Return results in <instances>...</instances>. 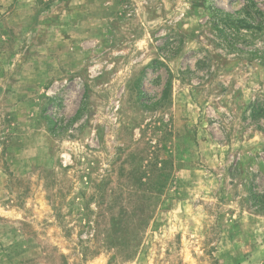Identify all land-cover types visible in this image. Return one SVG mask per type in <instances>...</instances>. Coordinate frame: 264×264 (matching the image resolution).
<instances>
[{"label": "rangeland", "instance_id": "374dc122", "mask_svg": "<svg viewBox=\"0 0 264 264\" xmlns=\"http://www.w3.org/2000/svg\"><path fill=\"white\" fill-rule=\"evenodd\" d=\"M0 264H264V0H0Z\"/></svg>", "mask_w": 264, "mask_h": 264}, {"label": "trees", "instance_id": "16d2710c", "mask_svg": "<svg viewBox=\"0 0 264 264\" xmlns=\"http://www.w3.org/2000/svg\"><path fill=\"white\" fill-rule=\"evenodd\" d=\"M169 93H170V87H169V84H167V85L165 86V88L163 89L162 97L166 98V97L169 95ZM158 191H159V190H158ZM158 191L156 190V193H157ZM151 197H152V196H151Z\"/></svg>", "mask_w": 264, "mask_h": 264}]
</instances>
